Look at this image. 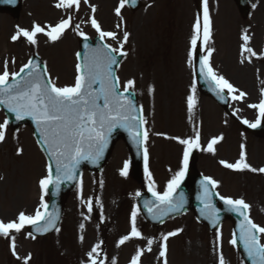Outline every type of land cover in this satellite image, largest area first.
<instances>
[{
	"label": "rangeland",
	"instance_id": "obj_1",
	"mask_svg": "<svg viewBox=\"0 0 264 264\" xmlns=\"http://www.w3.org/2000/svg\"><path fill=\"white\" fill-rule=\"evenodd\" d=\"M94 1L100 4V6H98V12L101 9V5L102 11L104 10L103 5H106L112 15V8L116 0ZM153 1L155 2L156 0ZM160 1L163 2L164 0H158L155 6L149 7L147 5L150 0H144L142 9L135 12H131L130 10L123 11L124 19L127 23L124 26V30L114 39V42L116 43L119 41V39L123 37L124 32L129 33L128 41L125 45L126 47L123 46V49L127 50V55L119 69L120 78H123V83L126 82L125 80H133V86L141 90L142 97L140 91L139 95L144 110L149 116L151 124L149 125L150 129L159 132L165 131L164 133L167 134V138H163V140L158 136L153 137L151 141L148 139V144L152 148V153L156 154V157H153V159L155 158V165L159 160L162 161L163 155L165 156V161L161 167L154 168V163L152 162V168L154 169H151V172L153 175L148 182V186H150L154 181L155 190L161 192L166 188L165 185L169 181L166 179L169 174L167 171L170 170L172 166L175 168L178 164V148L172 145L169 136L170 138L172 136H177L180 140H189L190 138L192 140L194 136L195 140L198 128H201V132H204L206 137L208 136V140H199L201 144H204L205 141V146H208V143L213 138L223 137L213 146L215 152H219L218 155L222 157L223 153H226L223 143L226 145V142H228V140H226V135L229 133L230 160L240 158V137L237 134L240 130L238 125L240 124V120L253 122L259 119L260 115L254 113L255 108L249 107V105L255 104L259 96L256 84L250 81V79H253V76L256 75L249 71H251V68L254 70L255 67H249L247 69L248 75L243 73V76L248 78L245 82L238 83L234 75L237 69H240V66L244 63H241V45L244 44L241 34L244 35L246 32V34L251 37L248 47L254 50L256 39L253 40L252 38H258L261 34V28H264V22L261 23L260 21V18L264 16V0H251L253 11L251 17L247 21L242 20L233 0H207V5L210 8L211 20L215 22L216 34H214L213 39L216 40V44L218 40L221 42L224 41L222 29L224 28L228 33L231 29L230 25L233 24L230 33V42L226 47L224 45L222 47L217 45L218 50L217 54H214V62L220 70H218L220 75L222 74L229 79L231 78L233 82L238 85L241 84L243 86V92L246 93V96L242 99V103H234L232 109L236 117L230 119L225 127L222 125L221 114L215 113L212 115L211 109L209 113L208 108L206 112L210 114V118L207 121L205 119L199 121L201 110L198 104L194 106L192 123L175 119V117H178L177 112H182L183 93L176 92V96H171L170 85L178 83L185 93L189 87V85H187L189 83V73L187 70L186 73H182V67L184 63L187 62L185 57L189 55L193 48L192 38L195 35L194 26L197 21L195 10L197 5L194 0H165L164 6L168 9L165 10L166 12L163 20H160L159 16L163 12ZM253 5H255V7H253ZM176 6L177 11H174ZM173 12L179 15L176 23H174L175 19L173 16L175 15H172ZM36 13L44 19L48 17L46 12L44 14H39L36 11ZM55 13L54 16H58V12L56 11ZM59 15L62 14L59 12ZM98 15L101 16L100 13H98ZM5 17L9 18V15L6 13L0 14V54L2 57L9 56L10 67L13 71H16L19 63L10 56L15 55L18 58L20 55L16 45H12L8 41V30L5 28ZM10 19L12 21L15 20L13 17ZM115 20L114 17L108 18L104 21V24L109 28L114 27L113 24L115 25ZM121 20L122 19L119 18L117 19L120 26ZM253 24L257 26L258 31H256V35L252 37L248 27ZM260 26L261 28H258ZM166 35H168L167 38ZM63 44L64 42L57 46ZM47 48L48 51L56 49V47L53 46ZM45 52L47 53V51ZM48 53L49 54L46 55L44 54V56L46 59L48 58L50 67L55 76L59 79V83H71L74 74L73 56L71 55L70 60V58H68L69 55L66 54V60L63 59L65 66L66 62H68L69 72L71 73L69 74L63 66L59 69V65L53 62L57 54ZM26 55L27 53L24 51L22 57L24 58ZM173 64L176 65L180 74L175 75L171 70L173 69ZM62 70L68 77H61ZM145 79H149V82H152L151 85L155 88L151 92L148 86L145 85ZM166 97H168V105L164 106L163 101ZM171 104H173L172 108ZM200 105L205 107V101L203 100ZM26 132L28 133V131ZM21 140H24V135L23 137L21 135L19 142H14L13 136H9L6 142H0V172H2L3 176L0 184H6L5 191L3 187L0 188V217H2L4 221L14 219L18 211L31 210L32 206L36 203L33 199L38 195L36 181L44 171L45 164H43V156L39 155L40 159L36 163V168H34V162L31 163L28 160V150L34 148L31 143L27 142L29 141V137H27L25 141ZM23 143L25 147L24 152L26 153L24 155L21 153L18 154L19 148L23 147ZM167 143H170L172 146L165 148ZM177 143L180 144L181 149L187 147L179 141H177ZM16 145L18 148H16ZM250 146L253 160L257 161L259 158V164H262L264 162V138L258 139L254 137L250 139L249 137L248 147L250 148ZM255 151L257 155L254 154ZM216 157H214V162H211L208 172L213 173L215 178L219 177L223 179V187H221V189L224 193L235 196L240 195V189L246 190L247 196H251L256 200L255 204H262L259 209H254L252 214L255 220L260 223L261 226H264V177L261 176L258 178V182L254 184V192H249L248 189L242 188L241 182L236 178L235 174L231 173V175L227 177L226 169L216 162ZM127 158L128 151L123 146L122 142H120L114 150V155L105 171L101 173L102 175H96V177L91 174L85 175L80 186L75 191V196L72 197L69 204L72 208L78 207L83 213L88 210L89 202H91V207H94L98 216H109L105 225L110 231L109 237L106 236L103 227L100 226L101 229H99L95 227L94 224L90 226L85 220L80 221L78 218L73 219L71 225L67 221L59 231L44 239H33L27 234L26 230L20 231L19 233L11 232L10 237L0 235V264H25V258L29 256L30 259L27 260V264H90L88 253L91 252L94 247H96V253L93 254V257H96L102 248H105L104 257L107 259H111L115 255L116 260L112 264H127L137 254L138 250H142L143 254L141 255L142 257L140 256V264H149L150 261L145 255L144 249L145 242L151 237L148 236L146 232L140 230V232L142 231L144 234V238L142 239H145L142 243L141 241H137V238L134 237L127 240L124 244L119 243L121 238L126 236L127 232H131V216L134 210L137 211V229L141 227L139 224L142 223V218L137 210L135 199L133 198L136 187H138V181H136L135 178L129 177V175L123 177L120 174ZM206 164H209V161L203 159L202 165L204 166ZM100 176H102V178H100ZM165 180H167L166 183ZM19 188H22L25 192L26 200H23V192L17 200H15ZM74 201H77L78 204ZM90 215L91 214H89V216ZM96 219L97 216L93 214L91 220L95 222ZM179 223L180 222L174 220L163 228L156 230L150 228L149 230L154 232V234L155 231L165 234L173 231L177 232L179 230ZM81 224H83V228L80 227ZM196 226L197 224H194V228L188 230L187 233L177 232L176 239L169 241L170 256L168 260L170 259L171 262L166 259H162L161 261L159 258H155L154 264H165V261L166 264H211L210 262H213L215 259L214 256L209 257L208 251H205L197 259H188L189 254L191 255L192 252L190 247L188 249L189 254L186 253V247L188 246L186 244V238H188L187 236L196 237L200 235V229H197ZM11 237H14L15 255L13 254V240ZM81 237H83L82 240ZM110 238H112V240H110ZM202 238L203 240L206 239L204 237ZM151 240L158 244L157 240ZM221 247L227 249L226 253L229 259L227 264H239L240 261L235 256V253L230 251L226 247V244L221 245ZM151 249L156 250V247L152 244ZM176 249L177 252L174 253ZM110 252H112V255ZM184 253L187 256L184 255ZM172 254L174 258H172ZM98 258L100 257L97 256L96 261ZM104 264L108 263L104 262Z\"/></svg>",
	"mask_w": 264,
	"mask_h": 264
},
{
	"label": "snow or ice",
	"instance_id": "obj_2",
	"mask_svg": "<svg viewBox=\"0 0 264 264\" xmlns=\"http://www.w3.org/2000/svg\"><path fill=\"white\" fill-rule=\"evenodd\" d=\"M8 2H14V0H8ZM127 2L128 0H120V4L116 8L117 16L121 14V9L124 8ZM79 3L80 0H59L56 6L71 9L74 5L78 7ZM131 3L135 5L136 0H131ZM93 11H95L94 7ZM205 17L207 18V0H205ZM91 24L100 34L102 40L105 37L115 39V33L101 31L98 22L94 18L91 20ZM68 26V20H64L54 27L48 26V31H45V28L38 24H34L31 31L17 26V31L11 39L15 42L24 38L28 43L35 45L37 43V34L44 33L51 41L55 42L61 38ZM76 27L78 28L79 25ZM194 28L198 33L200 29L199 20H197ZM80 35L83 36L84 34L80 33ZM84 38L87 39L86 36ZM197 38L198 35H194L192 38L193 51L196 48ZM209 38L210 30L206 27L205 44ZM127 39L128 33L125 32L124 41L127 42ZM242 40L244 41V44L241 45L242 54L247 52L251 56H257V53L247 46L251 37L246 32L242 36ZM122 48V44L120 48H113L110 44H106L103 48L92 49L91 55L85 57V63L83 65L79 63L76 65L78 75L73 86L57 87L53 80L50 78L45 79L44 73L40 71V65L34 64L32 60L23 65L19 72H12L11 74L8 71V62H5L4 71L0 74V105H4L9 112L14 113L17 120L30 117L35 121L41 137L49 150L50 157L54 158L57 164L56 181L52 179V169L49 166V175L40 181L42 189L47 190L48 185L53 183H56L58 187L61 173L68 179H73L74 171L82 160H98L108 146V137L116 127L128 129L137 144L147 140V132L144 133L142 141L139 131V126L146 121L142 117L133 115L135 111L133 101L130 98L121 96L117 87L119 78L112 71V65L118 63L114 54L119 53L120 56L126 55L121 50ZM104 49H107V51ZM212 51L213 49L209 48L208 56L202 57L200 60L201 74L215 85V89L218 90L216 92L218 96L227 89V92L232 94L233 100L243 99L246 93L234 88L223 75H217L211 67L208 58L211 56ZM192 54L190 53L189 55L191 56ZM243 62L242 60L241 63ZM26 70L27 75L21 77V73H25ZM44 72H46V68ZM17 77H21L20 80H17ZM10 80L14 81V83H10ZM97 84L99 87L93 88V85ZM133 85L134 81L128 80L125 90L131 89ZM149 91L151 92L152 89L150 88ZM193 91H195V88H193ZM237 92L239 94L235 95L234 93ZM262 95H264V91H262ZM194 106L195 100L193 96H189L188 108L190 112ZM249 107L258 108L261 116H264V99L258 105L252 104ZM243 123L248 124L251 128H255L260 124V120L257 119L255 123L251 124L247 120H244ZM6 127L7 121L0 124V142L5 140L4 129ZM222 138H213L208 143L206 150L214 153L215 149L213 146ZM179 142L187 146L184 153L183 168L168 181L166 188L162 192L155 190L154 181L148 189L152 193V196L155 197L156 203L153 206L152 201H145L144 206L153 214L154 218H162L170 212H178L183 208L185 203L184 194L181 192L179 198H177L176 191L180 187L187 171L188 157L191 150L199 147V133H197L195 140L181 139ZM144 160L145 172L151 179V173L148 172L147 168V149H145ZM220 163L224 167L233 170L250 169L253 172L257 171V169L250 168V165L245 162V154L243 152L241 153L240 160L234 164L223 160ZM128 166V162L126 161L120 173L122 176L128 175ZM259 171L264 172V168H260ZM209 185L212 188H216L218 187V182L211 177L204 178L202 182V203L204 204L202 214L211 217L213 222L216 223L218 222V210L211 203L212 193L210 192ZM136 195L139 196L140 193L137 192ZM220 199L229 206L230 211L239 213L243 217V221L240 224V241H242L248 257L252 260V264H264V243H261L260 240V235H264V226L258 225L250 219L247 210L251 208V205L247 204L243 199L225 197H220ZM41 200L43 201V197ZM41 207L44 208V212H41L38 208L35 216L25 215V213L21 212L17 217L18 222L11 221L5 223L4 221H0V235L10 237L13 230L19 233L26 224L36 225V231L40 232H47L55 228L59 216L48 212L46 204L42 203ZM88 211H92L91 202H89ZM136 217L137 211L134 210L131 216V232L129 235L121 238L120 244H124L132 237L142 238L141 232L136 226ZM41 221H44L43 225L40 224ZM80 227L83 228V224ZM56 230L59 231L58 228ZM176 234V231L169 232L163 236V239L166 241L169 236ZM11 239L13 240L12 247L13 254L15 255L14 237H11ZM82 239L83 237H81ZM217 239L219 240V233H217ZM230 243L233 245L237 243L235 236ZM147 244V250L151 251L152 240L149 239ZM163 247L164 250L160 252L161 257L165 256L166 253V246ZM94 253H96V247L88 253L91 264H97L96 260L92 259ZM142 254L143 251L138 250L137 254L133 257L132 264H139V258ZM28 259H30V256L25 258V264H27ZM219 264H225L223 255L219 257Z\"/></svg>",
	"mask_w": 264,
	"mask_h": 264
},
{
	"label": "bare ground",
	"instance_id": "obj_3",
	"mask_svg": "<svg viewBox=\"0 0 264 264\" xmlns=\"http://www.w3.org/2000/svg\"><path fill=\"white\" fill-rule=\"evenodd\" d=\"M35 3H36V1L33 2V0H28V1H27V9H26V10H27V11H30L31 6H32V5H35ZM38 5H39V3H38ZM28 19H29V17H28V16H25V18L23 19V21H28ZM69 45L71 46L72 43H70Z\"/></svg>",
	"mask_w": 264,
	"mask_h": 264
}]
</instances>
